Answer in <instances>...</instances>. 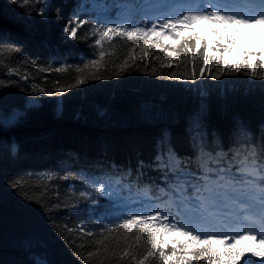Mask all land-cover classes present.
<instances>
[{
  "label": "trees",
  "instance_id": "1",
  "mask_svg": "<svg viewBox=\"0 0 264 264\" xmlns=\"http://www.w3.org/2000/svg\"><path fill=\"white\" fill-rule=\"evenodd\" d=\"M139 3L29 0L25 7L22 0H0V264H136L132 255L139 260L146 254V234L115 225L156 209L176 216L175 207L197 195L193 186H202L205 174L215 183L221 169H230L225 179H231L244 145L264 144V80L245 75L246 68L235 73L232 61L219 80L207 75L206 65L205 77L194 83L168 79L191 75L193 68L198 74L203 46L189 44L193 57L177 45L173 59L152 44L144 56L141 41L115 36L102 41L101 67L84 68L101 50L97 26H144ZM131 6L136 12L126 13ZM74 13L88 23L72 39L65 24ZM207 45L209 56H223L215 44ZM130 55L135 63L129 60L132 67L120 71ZM259 57L249 62L259 64ZM62 67L64 72L55 71ZM220 67L214 64L212 74ZM93 73L112 78L91 80ZM79 76L89 82L64 95L34 91H50L57 81L67 87ZM198 127L206 133L202 145L192 136ZM162 133L183 161L179 171L151 165ZM100 183L104 193L96 190ZM164 239L170 255L171 242L181 238ZM125 251L131 255L121 258ZM177 252L182 254L180 245ZM145 264L159 261L150 257Z\"/></svg>",
  "mask_w": 264,
  "mask_h": 264
},
{
  "label": "snow or ice",
  "instance_id": "2",
  "mask_svg": "<svg viewBox=\"0 0 264 264\" xmlns=\"http://www.w3.org/2000/svg\"><path fill=\"white\" fill-rule=\"evenodd\" d=\"M190 2L195 6L188 7L179 14L165 16L162 20L157 19L150 25L141 21L144 26L140 27L111 25L104 27L102 24L97 26L93 34L98 36L95 45L101 50L98 58L91 59L89 63L84 64V68L99 69L106 55L102 41L106 38L111 40L115 36H122L131 41H141V51L144 56L149 54V45L152 44L158 49L167 51L173 59L178 58L177 45L185 52H191L193 57L196 52L189 48V44L195 48L203 46L202 66L198 74L193 68L191 75L177 76L173 73L168 79H181L194 83L198 75L201 78L205 77L206 73L203 66L206 65L208 67L207 75L213 80H219L224 74L225 66L230 62L225 60L222 55L219 57L208 55L207 42L195 34L196 27L212 25L227 29L229 27L254 28L257 25H264V0H249L250 3L260 6L258 11L252 10L251 14L237 11L234 7L237 0H190ZM28 3L29 0H22L21 6L26 7ZM46 8L47 4H44L39 9L38 14L42 17L45 16ZM85 23L88 21L81 19L78 14L74 13L73 18L65 24V33L69 38L75 39L77 30ZM185 31L193 34L184 36ZM216 35L219 36V33L217 32ZM152 37L157 39L153 41ZM161 41H171L172 43L164 46ZM181 41H183L182 44ZM217 50L228 51L226 47ZM245 55L250 58L254 56L251 52L245 53ZM129 60L134 64L136 57L132 55L127 57L119 66L120 71L132 67ZM259 60L260 63L256 65L245 60L243 63L233 64L232 67H234L235 73H240L242 68H246L245 75L264 80V55H261ZM214 64L221 65L215 75L211 72ZM65 70L63 67L55 69L57 72H64ZM75 71L81 73L83 69L76 67ZM235 73L229 68L228 74ZM23 78L28 79L27 76ZM109 78L112 77L93 73L90 79ZM88 82L89 78L79 76L74 83L67 87L60 86L59 81H57V87L50 91L37 86H34V91L48 96L64 95L66 91H71ZM2 83L0 82V84ZM205 134L203 128L198 127L192 136L194 138L198 136L202 145ZM165 141L168 143L166 147H163ZM160 144L162 147L157 151L151 165L168 171L181 170L180 166L183 161L171 147L170 136L162 133ZM244 147L247 151L242 155L241 164L235 167L236 175L226 180L225 177L228 176L230 169H221L220 172L223 174L218 175L215 178V183H213L212 177L205 174L203 185L193 186L197 195L189 197L179 204L176 216L171 215L170 212L156 209L152 215L134 213L115 225V228L123 229L127 233L136 230L137 233L146 234L148 244L146 254L139 260L132 255L136 264H145L150 257L158 259L159 264H168L169 261H172V264H192L193 260L205 259L207 264H239L241 259L246 256L248 258L244 259V264H264V155H262L264 154V144L248 143ZM139 164L143 167L144 161L141 160ZM14 186H18V183ZM96 190L104 193L105 185L100 183ZM177 217L180 218L179 222L174 223L173 221L177 220ZM233 223L237 225L234 229L229 226ZM242 225L247 226L241 227ZM112 230L114 229H109V231ZM86 234L92 235V233ZM169 234L179 236L181 239H174L171 242L170 255H166L164 250L169 247V243L164 238ZM136 239L140 240L139 234ZM229 241L232 242L229 243ZM177 245H180L181 255H178ZM88 255L92 256L93 253ZM130 255L131 253L125 251L121 258ZM189 256L191 259L188 258ZM251 257L259 259L253 261Z\"/></svg>",
  "mask_w": 264,
  "mask_h": 264
},
{
  "label": "rangeland",
  "instance_id": "3",
  "mask_svg": "<svg viewBox=\"0 0 264 264\" xmlns=\"http://www.w3.org/2000/svg\"><path fill=\"white\" fill-rule=\"evenodd\" d=\"M143 3H139L138 11L143 15L142 19L144 23L150 25L155 22L157 19L162 20L165 16H171L168 11L171 6L178 3V1L183 2L184 0H141ZM163 1L161 4L155 5V9L158 7H164V12L156 13L150 12L152 8H147L146 5L150 3H158ZM175 1V2H174ZM172 3V4H171ZM162 5V6H160ZM145 7V8H144ZM126 13L136 12V7L131 6L128 8ZM196 27V26H194ZM197 35L202 37L207 43H213L216 45V49L226 47L228 51L223 52V57L228 61L240 62L245 59L249 60L255 57L256 54L264 55L262 49H264V25H257L254 28L247 27H229L219 28L212 25H204L201 27H196ZM219 33V36L216 33ZM220 51V50H219ZM222 52V51H220ZM251 52L254 54L253 57H248L245 53ZM246 56V57H245ZM59 110V109H58ZM11 120L16 119V114L11 115ZM171 238L172 234L166 236ZM259 239V238H257Z\"/></svg>",
  "mask_w": 264,
  "mask_h": 264
},
{
  "label": "bare ground",
  "instance_id": "4",
  "mask_svg": "<svg viewBox=\"0 0 264 264\" xmlns=\"http://www.w3.org/2000/svg\"><path fill=\"white\" fill-rule=\"evenodd\" d=\"M162 9V8H161ZM151 13L153 12V10L152 11H150ZM159 12H163V11H156V13H159ZM251 12H252V10L249 12V14H251ZM143 20V19H142ZM144 21V20H143ZM175 211L177 212L178 211V207H175ZM222 226V225H221Z\"/></svg>",
  "mask_w": 264,
  "mask_h": 264
},
{
  "label": "water",
  "instance_id": "5",
  "mask_svg": "<svg viewBox=\"0 0 264 264\" xmlns=\"http://www.w3.org/2000/svg\"><path fill=\"white\" fill-rule=\"evenodd\" d=\"M58 112H60V109L58 110Z\"/></svg>",
  "mask_w": 264,
  "mask_h": 264
}]
</instances>
